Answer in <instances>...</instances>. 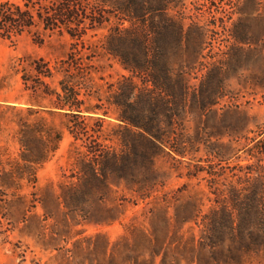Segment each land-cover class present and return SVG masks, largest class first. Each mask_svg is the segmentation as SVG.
<instances>
[{
    "label": "rangeland",
    "instance_id": "obj_1",
    "mask_svg": "<svg viewBox=\"0 0 264 264\" xmlns=\"http://www.w3.org/2000/svg\"><path fill=\"white\" fill-rule=\"evenodd\" d=\"M96 2L0 38V264H264V0Z\"/></svg>",
    "mask_w": 264,
    "mask_h": 264
},
{
    "label": "trees",
    "instance_id": "obj_2",
    "mask_svg": "<svg viewBox=\"0 0 264 264\" xmlns=\"http://www.w3.org/2000/svg\"><path fill=\"white\" fill-rule=\"evenodd\" d=\"M109 4L116 5L123 15L129 17L142 16V5L135 0H104ZM43 7L37 10L35 4ZM96 0H23V4L11 3L8 0H0V38L12 40L30 30L36 21H39L46 30H64L71 37L81 36L76 32L86 30L101 24L96 19ZM139 5L138 7L135 6ZM48 75L50 69L40 71ZM62 84V83H60ZM59 97L66 98L68 91L63 85L60 86ZM24 147L29 144L22 141ZM55 147L52 148L54 150ZM32 161V159H27Z\"/></svg>",
    "mask_w": 264,
    "mask_h": 264
}]
</instances>
